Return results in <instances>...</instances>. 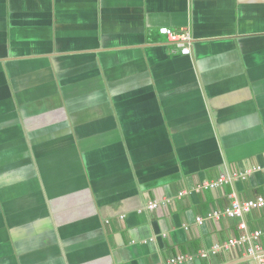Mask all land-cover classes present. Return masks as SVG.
<instances>
[{"label":"crops","instance_id":"obj_1","mask_svg":"<svg viewBox=\"0 0 264 264\" xmlns=\"http://www.w3.org/2000/svg\"><path fill=\"white\" fill-rule=\"evenodd\" d=\"M259 196L264 0H0V264H259Z\"/></svg>","mask_w":264,"mask_h":264},{"label":"built area","instance_id":"obj_2","mask_svg":"<svg viewBox=\"0 0 264 264\" xmlns=\"http://www.w3.org/2000/svg\"><path fill=\"white\" fill-rule=\"evenodd\" d=\"M159 34L161 36L167 37L169 42L176 46V48L181 52L183 56H190L191 55V41L192 37L186 33L181 32L177 33L168 28H161L159 30ZM244 177V176H242ZM245 179V177L243 178ZM235 178L232 176H222L216 181L205 183L202 191L208 190H215L220 189L224 186L233 184ZM159 207L158 204L152 203L149 206V210L154 211ZM264 210V196H259L253 200H247L244 202L234 200L222 213H210L206 218H199L197 222L199 224H203L206 219H218L220 216L224 215L229 219H244L245 216L253 211H261ZM243 228V227H242ZM263 235L262 232L255 233L251 238L248 236H242L239 240H231L228 245L220 246L217 245L213 248V253L217 254L221 251L222 248L229 249L230 247H242L246 246L251 241H259L261 236ZM260 251L259 248L249 247L248 253L249 255H255V252ZM186 261V258L180 257L178 259H174L171 263L172 264H183ZM259 264H264V256H260L258 258Z\"/></svg>","mask_w":264,"mask_h":264}]
</instances>
